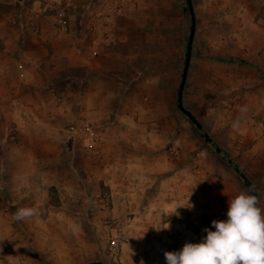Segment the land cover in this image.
I'll list each match as a JSON object with an SVG mask.
<instances>
[{"label": "rangeland", "instance_id": "1", "mask_svg": "<svg viewBox=\"0 0 264 264\" xmlns=\"http://www.w3.org/2000/svg\"><path fill=\"white\" fill-rule=\"evenodd\" d=\"M40 1L6 0L0 7L1 15L13 9L10 21L24 31V41L12 44L14 74L0 77V264H166L165 251L200 242L204 228L214 230L212 220L227 219V200L246 189L177 107L191 26L187 2L69 0L62 31L53 18L36 15ZM110 3L116 9L109 18L100 10ZM192 4L183 105L251 180L264 209V0ZM97 17L112 27L85 32L87 19ZM55 39L62 50L71 41L90 56L88 65H69L58 49L48 50ZM20 79L28 84L23 92ZM86 126L91 139L80 129ZM151 153L158 155L154 167L135 181L165 164L181 170L174 188L160 187L168 204L149 200L150 188L137 187L146 191L139 197L120 183L115 167L123 156L132 165ZM191 191L194 207L171 215ZM25 205L42 216L14 221Z\"/></svg>", "mask_w": 264, "mask_h": 264}, {"label": "clouds", "instance_id": "2", "mask_svg": "<svg viewBox=\"0 0 264 264\" xmlns=\"http://www.w3.org/2000/svg\"><path fill=\"white\" fill-rule=\"evenodd\" d=\"M191 194L171 215L179 218L178 208L194 207L189 200ZM258 205V196L251 188L238 190L227 200V219L212 220L214 230L204 228L206 235L200 242L186 241L178 251H165L166 264H264V209ZM41 216L39 207L25 205L14 212L13 220L25 222ZM169 228L167 223L163 229Z\"/></svg>", "mask_w": 264, "mask_h": 264}, {"label": "crops", "instance_id": "3", "mask_svg": "<svg viewBox=\"0 0 264 264\" xmlns=\"http://www.w3.org/2000/svg\"><path fill=\"white\" fill-rule=\"evenodd\" d=\"M5 1L6 0H0V7H4V2ZM10 1H13V0H10ZM114 2L116 3V1H114ZM14 7H15V9L16 8H20V6L17 5V3H15ZM115 9L116 8L114 6L111 7V3H110V5L109 4L106 5V7H105V9L103 11L100 10V14H105V13L107 14L108 13L106 17H109V15L111 17L113 15V13H114L113 10H115ZM8 11L10 12L8 15L7 14L6 15H1L0 14V44L4 45L3 48H4V52H5V53H3L5 56L0 54V77L1 76L11 77L10 75L14 74V73H12V69L10 67V61L13 60V58H12L13 52L12 51L14 50V47L12 46V44H16V46H17V44H20V42L24 41V40H22V38H23L22 37V33L24 32L22 27H17L15 24L11 23V21H10V20H12V18L14 16V13L12 14L13 9L12 10H8ZM86 12H87V10H86ZM101 12H103V13H101ZM102 18L103 17H99V18L97 17L95 19L96 23L90 21V19L88 18L86 25H84V27H83L84 31L86 32V31H90L91 30V32H92V31L101 30V33H102V29L103 28H107V29L109 28L110 29L112 27V25L103 26L99 22V20H102ZM78 19H80V18H78ZM91 19H94V17H92ZM97 21L100 24H98ZM81 26H82V22H81ZM39 28H40L39 23H36V30H38ZM76 40L82 41L83 43L86 42L85 43L86 45L88 43L87 41L84 42V37L83 38L82 37H77ZM46 44H47V42H46ZM10 46H12V49L10 48ZM59 46L60 45L58 44L57 39H55L49 45V47H48L49 49L48 50L58 49L60 51L61 55L64 56V58L66 59V61H67V63L69 65H72V66L88 65V61L91 59L90 56H88V55L86 56L84 54L82 55L81 54L82 52L80 50H78L77 47L72 48L71 41L68 42V45L63 50L60 49ZM46 52L47 53H45L44 56L50 54V51H46ZM24 55L25 54L21 55V59H23ZM82 56H83V59H85L84 64L79 62V60H81ZM27 58H29V57H27ZM37 59H39V56L37 57ZM30 60L33 63L34 59L31 58ZM28 69L33 70V69H35V66H33V67L30 66V68H28ZM31 70L29 72H32ZM25 73L21 71L19 73V75H23L24 76ZM10 80H11V78H10ZM19 81L22 82V84L20 86H21L22 92H23L24 91V88H23L24 85L26 86L28 84L24 83V81H22V79H20ZM11 83L12 82H10V84ZM56 143L58 144L57 147L60 148L61 141H58ZM152 147H154V146H152ZM10 149L11 148L8 147L7 150H4V153H7ZM146 155H148V156H146V157L138 156L137 157L138 159H136V160H138V162H135L132 165L129 164L130 163L129 162V158L124 160L125 157L123 156L122 157V164L120 166L115 167V168H116V171H118V174H119V172H121V174L124 176L122 178L121 182H120L122 184L123 188H126L127 185L129 184V185L133 186L132 190H134V193H136L135 190H137L140 186H142V187L145 186L146 188H150V191H151V192H149V194H147L146 197H148L149 200H152V202L154 201V203L155 202L156 203H162L164 200H167V199H165V197H163V195L161 193L162 189L160 187L162 186V184L171 182V186H172V188H174L173 187L174 184H172V182H176V181H174V175H175V178H176V176H177L176 174L180 175L179 172H181V170L180 171H176V173H174L172 167H169V165L167 166V164H165L167 162L165 160L164 161L165 165H163L159 170H155L154 171V175L150 174L147 179H144L143 181H140L138 184H136L135 178L140 176L139 179L141 180L142 175H144L143 172L146 171L144 169V167H154V165H153V163L151 161L155 160L157 158V156H158L157 154L154 155L153 153L146 154ZM150 162H151V164H150ZM138 167H143V169L140 170V169H138ZM69 169L71 170V168H69ZM162 172L164 173L162 177H159V178L157 177L156 180L155 179L153 180L151 178V177H156L158 173H162ZM125 173H126V176H125ZM87 177H88V179L90 178L89 176H87ZM78 179H76L77 182H78ZM147 180H149L148 183H147ZM107 182L109 184H111L112 181L110 179H108ZM145 193H146V191L143 190L142 193H140V192L138 193L137 192L136 194L139 197H141V196H144ZM128 194H130V189L128 190ZM164 202H165V204L170 203L168 201H164Z\"/></svg>", "mask_w": 264, "mask_h": 264}, {"label": "water", "instance_id": "4", "mask_svg": "<svg viewBox=\"0 0 264 264\" xmlns=\"http://www.w3.org/2000/svg\"><path fill=\"white\" fill-rule=\"evenodd\" d=\"M190 19H191V26H190V32L188 36L187 41V47H186V53H185V60L183 65V70L181 73L179 85H178V91H177V107L178 109L197 127V129L202 134L203 138L206 139L211 147L223 158V160L237 173V175L241 178L244 187L249 189L251 188L253 190V194L257 195V189L251 182V180L246 176V174L238 167V165L234 162V160L228 156L225 151L219 147L212 139V137L207 133L204 126L194 117V115L184 107L183 105V89L185 86L187 73L189 69L190 59H191V50H192V43L195 33V14L193 9L192 0H186ZM83 264H105L101 260H91Z\"/></svg>", "mask_w": 264, "mask_h": 264}, {"label": "built area", "instance_id": "5", "mask_svg": "<svg viewBox=\"0 0 264 264\" xmlns=\"http://www.w3.org/2000/svg\"><path fill=\"white\" fill-rule=\"evenodd\" d=\"M68 1L69 0H42L37 3V7L35 8V12H37L36 15L53 18L57 27L62 31H65L67 29L66 8L69 4ZM80 129L85 136H87L89 139L92 138V134L94 133L89 127L86 126L85 128L82 127Z\"/></svg>", "mask_w": 264, "mask_h": 264}, {"label": "trees", "instance_id": "6", "mask_svg": "<svg viewBox=\"0 0 264 264\" xmlns=\"http://www.w3.org/2000/svg\"><path fill=\"white\" fill-rule=\"evenodd\" d=\"M214 58V57H213ZM219 60V59H218ZM222 60V59H221ZM239 63H241V64H245V65H249V63H247V62H245L244 60H240L239 61ZM202 135V134H201ZM203 137V136H202ZM206 142H208L206 139H204ZM225 153L228 155V156H230L226 151H225ZM231 157V156H230ZM232 158V157H231ZM233 159V158H232ZM247 189V188H246ZM54 190V188L53 187H51V189H50V191H53Z\"/></svg>", "mask_w": 264, "mask_h": 264}]
</instances>
